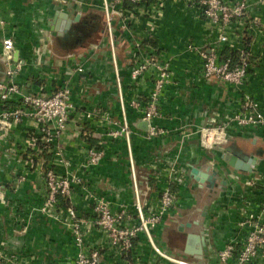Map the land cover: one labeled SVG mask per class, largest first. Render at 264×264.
I'll use <instances>...</instances> for the list:
<instances>
[{
  "label": "crops",
  "instance_id": "1",
  "mask_svg": "<svg viewBox=\"0 0 264 264\" xmlns=\"http://www.w3.org/2000/svg\"><path fill=\"white\" fill-rule=\"evenodd\" d=\"M237 1L229 0L231 4ZM243 1L247 6L245 13L227 27L230 42L224 48L237 54L242 48L248 51L247 79L236 85L202 76L200 50L218 42L221 32L201 15L198 0L125 2L112 10V32L101 0H0V54L5 44L10 43L15 58L22 60L17 80L26 90H38L44 85L46 91L52 92L60 86H70L77 104L60 140L65 164L53 159L52 146L43 145L35 150L34 163H29L32 149L26 145L27 130L23 124H18L0 142V182L10 201L7 205L0 203V240H7L6 252L19 254V264H75L77 246L64 245L61 222L36 211L26 232L18 234L15 230L20 215L28 216L41 203L45 192L41 174L52 162L57 169L79 178L73 184L71 203L85 220L87 244L100 252L98 264H182L176 260L218 264L219 250L226 242L234 241L241 246L245 229L240 220L244 211L259 210L264 201V126H240L229 121L243 108L246 93L258 101L264 113V0ZM60 11L72 18L70 26L92 14L101 20H94L98 28L85 32L81 41L64 39L54 33L56 26L68 20L59 15ZM77 14L80 18L74 20ZM141 52H151L155 60L167 61L173 71L172 81L165 85L160 96L161 113L152 120L170 129L169 135L148 138L141 111L131 105L132 97L147 99L153 87V71L139 85L131 83L129 72ZM116 70L121 74V94L133 127L136 177L125 140L105 133L100 113L93 117L86 115L88 110L100 108L114 117H122ZM3 74L0 59V77ZM223 122H228L230 137H236L226 147L246 154L263 149L259 163L251 171L228 163L220 146L211 150L203 147L201 128ZM244 138L257 146L254 152L244 151L246 147L238 141ZM101 140L106 142L104 156L99 163L83 167L87 146ZM174 159L186 168V177L182 183L172 184L178 191V201L153 227L152 239L175 259L158 253L143 230L130 250L119 249L94 222V197L108 200L115 211L124 210L122 224L128 227L139 221L137 188L145 208L157 205ZM193 166L204 171L216 170L217 184L212 186L208 181L201 184L191 172ZM21 172L26 173L27 180L17 185L16 177ZM256 177L259 179L254 184L249 183ZM188 221L192 224H185ZM203 231L209 253L200 258L187 251L186 246L198 249L199 243L193 239L188 242V235ZM66 253L70 258L65 257ZM5 264L17 262L9 260Z\"/></svg>",
  "mask_w": 264,
  "mask_h": 264
},
{
  "label": "built area",
  "instance_id": "2",
  "mask_svg": "<svg viewBox=\"0 0 264 264\" xmlns=\"http://www.w3.org/2000/svg\"><path fill=\"white\" fill-rule=\"evenodd\" d=\"M106 9V18L109 29L112 32L111 22L113 19L112 10L125 2L142 3L147 0H101ZM201 6V15L212 22L220 30L218 42L209 48H202L200 55L202 57V76L208 78H218L227 82L240 85L244 83L249 71L248 51L245 48L240 50L236 59L232 56L223 55L226 44L230 42L227 33V27L243 16L246 10V2L238 0L231 4L229 0H198ZM141 41L137 46H141ZM0 59L4 64V74L0 77V142L6 140L12 129L18 124L26 127L27 135L25 142L28 148L32 149L29 163H34V154L38 146H52L54 159L66 163L63 157V149L60 146V140L68 127L71 115L77 109V104L72 98V88L70 86H60L52 92L45 90L41 85L38 90H26L17 78L23 68V62L15 58L14 49L10 43H6ZM83 70L82 66L78 67ZM153 69V70H152ZM120 101L122 105V117L115 119L110 112H102L100 108L88 110L86 115L93 117L97 113L101 114L105 123V133L110 136H126L129 138L130 129L127 124V112L125 102L122 96L123 83L119 70H116ZM149 71L155 72L153 87L147 95V99H142L138 95L131 98V105L141 111L142 118L149 122L146 132L149 137L157 135H169L170 129L165 126L152 122L153 118L160 115V96L167 83L172 81L173 71L170 64L165 60L154 58L151 52H141L132 63L129 75L131 83L139 85ZM243 108L229 117V121H235L240 126L244 125H263L264 113L259 109V104L249 93H246L242 103ZM124 120V122H123ZM120 123V126L117 124ZM118 126V127H117ZM222 132V136L218 132ZM226 126L222 124L212 126H203L201 128V143L204 147L220 146L215 142L226 140ZM211 141V145L207 143ZM207 142V143H206ZM105 140L97 144L88 145L81 165L90 167L99 163L105 154ZM69 162V160H68ZM67 162V163H68ZM70 163V162H69ZM133 176L136 177L134 161H131ZM42 178L45 185V192L41 203L34 207L28 216L20 215L15 228L18 234L26 232L31 215L38 211L40 214L53 218L56 221L61 220L63 215L62 195H70L74 190V182L79 181L75 175L68 171L64 172L57 169L54 165L42 172ZM236 176H238L236 174ZM186 177V169L174 162L169 165L167 172L166 185L161 191L157 205H149L145 208L140 191L136 190V207L139 215V221L127 227L123 225L124 210L115 211L106 204L103 197H94L93 210L96 216L94 222L103 228L110 237L113 245L121 250H130L133 247L134 239L139 231H145L158 253L164 257L175 259L167 252L162 250L159 245L153 242L152 229L162 220L165 213L173 207L178 201V191L172 186L173 183H182ZM259 178L249 180L254 184ZM27 180L26 173H19L16 177V184L20 185ZM137 183V182H136ZM138 184H136L137 186ZM4 184L0 182V203L10 204ZM72 217V229L81 251L77 252L75 264H98L100 252L98 249L91 248L87 244L85 232L83 230L85 220L81 218L77 208L70 205L65 208ZM246 211V212H245ZM244 211V216L240 220V225L245 229V235L242 238L241 246L234 241H228L219 250L218 264H264V201L259 210ZM27 218V219H26ZM26 219V220H25ZM6 239L0 240V264L10 261L19 264L18 253H8L5 251L4 244ZM182 264H193L184 260H176ZM35 264V263H32Z\"/></svg>",
  "mask_w": 264,
  "mask_h": 264
},
{
  "label": "water",
  "instance_id": "3",
  "mask_svg": "<svg viewBox=\"0 0 264 264\" xmlns=\"http://www.w3.org/2000/svg\"><path fill=\"white\" fill-rule=\"evenodd\" d=\"M59 15L64 17V18H67L68 20H67V22L64 20L60 27L56 26L54 33L63 35L65 38H68V35L70 33L75 32L73 29L69 30V28L71 27L70 22H71L72 18H69L68 14L64 11H60ZM79 18H80V14H77L76 19H74V20H78ZM82 38H83L82 34H78V39L82 40ZM143 123L147 127L148 121L145 120V121H143ZM221 148H222V150H224V159L228 163H230L231 165H233L234 167H236L240 170H246V171H251L253 169V167L257 163H259V161H260L259 154H261L263 152L262 148H259L257 153H254V154L234 152L232 146L221 147ZM191 172L201 184L206 182V181H208L210 183V185H212V186L217 184V180H216V173L217 172H216V170H212V172H210L209 170L204 171V170H201L200 168H198L196 166H193L191 168ZM197 221H199V220H196V222ZM185 224L191 225L192 221H188ZM183 227L184 226L182 223L181 229H183ZM192 239L199 243L198 249L191 248L190 245L187 244L186 250L189 252L195 253L200 258H203L204 256L206 257L209 253V250H208L206 237L204 235V231L202 233H196V234L190 233L188 235V242H190ZM198 264H201V263H198Z\"/></svg>",
  "mask_w": 264,
  "mask_h": 264
},
{
  "label": "rangeland",
  "instance_id": "4",
  "mask_svg": "<svg viewBox=\"0 0 264 264\" xmlns=\"http://www.w3.org/2000/svg\"><path fill=\"white\" fill-rule=\"evenodd\" d=\"M115 119H118V117H116ZM127 119H128V114H127ZM126 121H127L128 126H129V129H130L129 138H127L126 136H123V135H120V136H111V137L112 138H115V139L119 138V139H124L125 140V142H126V148L128 150V158H129V162L131 164V161L132 160L134 161V163L136 162L135 154L133 152V147H134V144H133V127H132V124L130 123V120L129 119L126 120ZM123 122H124V120H123ZM221 124L224 125V126H226V130L228 131V122H223ZM117 125L120 126V123H118ZM148 125H149V122H148ZM148 125H147V128H148ZM215 125H218V124H214V125H210V126L214 127ZM145 135L148 138H151V137L148 136V133L147 132H146ZM162 135H164V134H162ZM235 139H236L235 136L230 137L229 133L227 132L226 140H219V142H215V143L216 144H219V145H229V144H233V142H234ZM238 141H239V144H241V146L243 145L244 148L246 147L245 149L247 151L244 150L245 152H254L255 151V148L257 147L256 145H252L253 143L251 142V139H245L244 138V139H239ZM214 147H216V146H213V147L212 146L211 147H204V148H206L207 150H211V148H214ZM105 148H106V145H105ZM176 162L178 163V160L177 159H176ZM52 166H53V162L52 163H48V166L46 167L47 170L50 167H52ZM131 169H132V166H131ZM72 193L70 195H62L64 208H63V215L61 217L60 222L62 223V227H63L64 233H65L64 245L67 243V245H66L67 247H69L71 244H72L73 247H74L75 244L77 246V242H76V239H75V236H74V231L72 229V217L68 214V212L65 209L68 206L72 205V203H71ZM106 204L110 208H113L112 207V204H110L108 200H106ZM71 234H72V236H71ZM80 251H81V247L78 245L77 246V252H80ZM65 257L66 258H70V255L66 253L65 254ZM76 257H77V253H76V256H74L73 258L76 259Z\"/></svg>",
  "mask_w": 264,
  "mask_h": 264
},
{
  "label": "flooded vegetation",
  "instance_id": "5",
  "mask_svg": "<svg viewBox=\"0 0 264 264\" xmlns=\"http://www.w3.org/2000/svg\"><path fill=\"white\" fill-rule=\"evenodd\" d=\"M89 19H84V20H81V21H79L78 23H74V25L73 26H71L70 28H69V30H71V29H73L75 32L74 33H70L69 35H68V38L69 37H72V39L73 40H78V41H81V40H79L78 39V34H82V36L84 37L85 36V34L89 31V30H91L92 28H98V23H97V21L98 20H101V18L100 17H95L94 16V14H92V16H90V17H88ZM94 20H97V21H94ZM86 32V33H85ZM62 37L64 38V39H68V38H65L63 35H62ZM70 40V39H69ZM68 40V41H69Z\"/></svg>",
  "mask_w": 264,
  "mask_h": 264
},
{
  "label": "trees",
  "instance_id": "6",
  "mask_svg": "<svg viewBox=\"0 0 264 264\" xmlns=\"http://www.w3.org/2000/svg\"><path fill=\"white\" fill-rule=\"evenodd\" d=\"M230 52V53H229ZM238 52H236V51H233V50H230V49H228V50H224L223 51V55L225 56V57H228V56H232V57H234L235 59H236V57H237V54ZM186 169V168H185ZM61 199H62V201H63V198L61 197Z\"/></svg>",
  "mask_w": 264,
  "mask_h": 264
},
{
  "label": "bare ground",
  "instance_id": "7",
  "mask_svg": "<svg viewBox=\"0 0 264 264\" xmlns=\"http://www.w3.org/2000/svg\"><path fill=\"white\" fill-rule=\"evenodd\" d=\"M222 134H223L222 132H220V131L218 132V135H219V136H222ZM206 143H207V142H206ZM211 143H212V142L209 141L207 144H208V145H211Z\"/></svg>",
  "mask_w": 264,
  "mask_h": 264
}]
</instances>
